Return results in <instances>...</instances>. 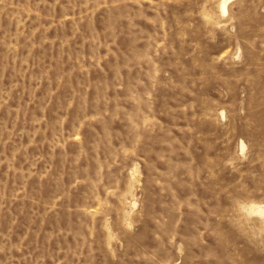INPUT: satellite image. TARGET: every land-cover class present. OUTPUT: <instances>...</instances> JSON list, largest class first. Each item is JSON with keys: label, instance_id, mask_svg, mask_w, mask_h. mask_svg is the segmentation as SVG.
<instances>
[{"label": "rangeland", "instance_id": "374dc122", "mask_svg": "<svg viewBox=\"0 0 264 264\" xmlns=\"http://www.w3.org/2000/svg\"><path fill=\"white\" fill-rule=\"evenodd\" d=\"M223 1L0 0V264H264V0Z\"/></svg>", "mask_w": 264, "mask_h": 264}, {"label": "bare ground", "instance_id": "6f19581e", "mask_svg": "<svg viewBox=\"0 0 264 264\" xmlns=\"http://www.w3.org/2000/svg\"><path fill=\"white\" fill-rule=\"evenodd\" d=\"M228 2H229V0H224L223 2H222V9H223V11L224 12H227V10H228ZM260 210H262V209H260ZM264 210V209H263ZM262 210V211H263Z\"/></svg>", "mask_w": 264, "mask_h": 264}]
</instances>
